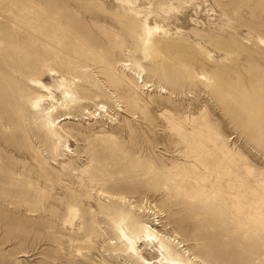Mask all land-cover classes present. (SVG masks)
Returning a JSON list of instances; mask_svg holds the SVG:
<instances>
[{
  "label": "rangeland",
  "instance_id": "rangeland-1",
  "mask_svg": "<svg viewBox=\"0 0 264 264\" xmlns=\"http://www.w3.org/2000/svg\"><path fill=\"white\" fill-rule=\"evenodd\" d=\"M120 1L0 0V264H136L121 211L208 264H264V217L207 193L184 155L226 152L264 186V0H129L139 18ZM19 8L39 17L12 23ZM146 16L165 31L151 53ZM32 79L53 108L32 107Z\"/></svg>",
  "mask_w": 264,
  "mask_h": 264
},
{
  "label": "bare ground",
  "instance_id": "bare-ground-1",
  "mask_svg": "<svg viewBox=\"0 0 264 264\" xmlns=\"http://www.w3.org/2000/svg\"><path fill=\"white\" fill-rule=\"evenodd\" d=\"M136 1L137 0H135V2ZM120 2L121 3L124 2L126 5L131 7L130 11L134 13L136 17L138 18L141 17L140 11L134 8L133 2H130L129 0H124ZM13 7L15 9V6ZM159 9L163 10L162 7H160ZM173 9L174 7L170 8L169 10H173ZM17 11L19 12H11L10 14L11 16H9V20L12 23H19V22L25 23V21H27L28 18H33L35 20L37 19V17H39V15H36L35 13H32L30 10L25 8H19ZM43 22L44 21H42L41 23ZM124 27L125 26H123L122 28ZM159 32H165L164 28L158 24H155L154 26H150L148 22V17L146 16L145 18H143L141 34H140V44L144 49V51L148 53H151L153 51L154 36ZM123 34H127V33L124 32ZM260 43L264 44V38L260 39ZM214 80H216V78L213 79L212 82H214ZM31 83L33 87H36L40 89L42 92L46 93V95L43 94L33 98L31 102L32 107L34 109H40L42 104L46 102L50 108H53L55 105L52 103V101H55V99L51 88L38 79H32ZM63 97L64 98L71 97L69 92L65 88H63ZM216 137H214V139H216ZM205 138H208V136ZM218 151L211 152L210 150H207V162L200 157L201 155L199 153H194V151L192 150L187 151L184 155L188 159H191L190 161L187 162L192 168H196L197 166H202L205 169H207V176L201 178V180L204 183L202 187L203 186L207 187V193L208 192L215 194L218 193L219 199L224 204H229L230 206H232V208L235 210L236 215H242L246 218L250 217L253 220V222L259 221L264 217L263 183L261 184L260 180L254 177V174L252 173V170H250V168L244 169L245 170L244 173L246 174L245 177L243 173H241V167L236 166L235 163H233V159L229 156L228 153L223 151L221 152ZM152 214L155 215L152 219L155 222L156 221L159 222V218H161L160 217L161 214H159V211L155 209L152 212ZM74 217H75L74 214H71L70 217L68 216V219H65L67 220L66 221L67 225L72 226ZM133 222H134V216L131 214V212L121 211L119 215V222L116 224V234L118 236V240L120 241L119 242L120 245L124 248L121 252L124 255H126L129 259L133 260L136 264H208L207 261L201 259L199 255L195 251L190 249L186 244H184L183 241L175 242V238H177V235L172 236V235L163 234L148 224H142L138 226L136 232L128 233L126 230L127 224H131L132 226ZM252 230L255 229L252 228ZM140 237H143L144 241H148L149 245L152 244L153 246H155L156 254L153 260L146 258L144 254L139 250V246L137 243L140 240Z\"/></svg>",
  "mask_w": 264,
  "mask_h": 264
}]
</instances>
